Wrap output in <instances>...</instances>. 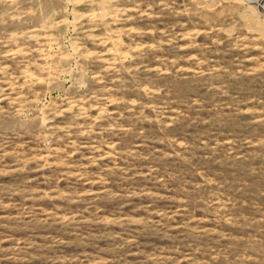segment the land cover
Instances as JSON below:
<instances>
[{
    "label": "rangeland",
    "instance_id": "1",
    "mask_svg": "<svg viewBox=\"0 0 264 264\" xmlns=\"http://www.w3.org/2000/svg\"><path fill=\"white\" fill-rule=\"evenodd\" d=\"M260 0H0V264H264Z\"/></svg>",
    "mask_w": 264,
    "mask_h": 264
},
{
    "label": "built area",
    "instance_id": "2",
    "mask_svg": "<svg viewBox=\"0 0 264 264\" xmlns=\"http://www.w3.org/2000/svg\"><path fill=\"white\" fill-rule=\"evenodd\" d=\"M259 4H260L261 8L264 9V0H260Z\"/></svg>",
    "mask_w": 264,
    "mask_h": 264
}]
</instances>
